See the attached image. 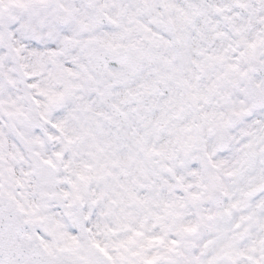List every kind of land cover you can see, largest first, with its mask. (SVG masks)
Instances as JSON below:
<instances>
[{
	"label": "snow or ice",
	"instance_id": "1",
	"mask_svg": "<svg viewBox=\"0 0 264 264\" xmlns=\"http://www.w3.org/2000/svg\"><path fill=\"white\" fill-rule=\"evenodd\" d=\"M0 264H264V0H0Z\"/></svg>",
	"mask_w": 264,
	"mask_h": 264
}]
</instances>
